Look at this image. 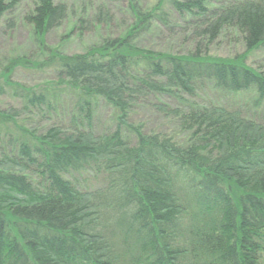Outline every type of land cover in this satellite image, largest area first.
<instances>
[{
    "label": "trees",
    "instance_id": "16d2710c",
    "mask_svg": "<svg viewBox=\"0 0 264 264\" xmlns=\"http://www.w3.org/2000/svg\"><path fill=\"white\" fill-rule=\"evenodd\" d=\"M168 3L185 17L188 54L137 49L140 31L171 19L162 5H136L122 36L0 68V96L17 102L0 106V264H264V64L200 50L232 34L245 52L264 48V0ZM17 4L0 0L8 29ZM68 13L34 0L24 18L44 46ZM111 18L100 5L78 21ZM27 64L54 69L55 80H13ZM102 102L115 109L113 130L94 124ZM138 104L175 118L187 142L133 123ZM85 171L92 185L66 177Z\"/></svg>",
    "mask_w": 264,
    "mask_h": 264
},
{
    "label": "rangeland",
    "instance_id": "374dc122",
    "mask_svg": "<svg viewBox=\"0 0 264 264\" xmlns=\"http://www.w3.org/2000/svg\"><path fill=\"white\" fill-rule=\"evenodd\" d=\"M33 1L18 0L17 7L10 15L15 21V26L12 29L0 24V68L5 67L17 57H24L28 61L34 62L42 60L48 52L81 53L99 45L106 37L122 36L133 23L132 6L136 5L145 11L158 4L162 5L171 19L167 26L153 23L151 28L140 31L134 37V45L137 49L175 55H185L194 51L190 31L183 28L185 17H179L168 0H54L55 2H64L69 8V13L59 27L47 33L44 46L36 39L31 23L24 18L25 14L31 10ZM100 5L112 15L110 22L95 23L90 21L91 24L86 29V22L80 24L78 19L91 18L96 7ZM204 45L203 42L200 46L201 52L206 51L211 57L233 61H240L245 57V63L254 68H257L259 64H264V48L245 52L240 37L233 34L221 36L213 43ZM55 78L54 69L36 68L32 64L18 66L12 73L13 80L28 86L43 85L54 81ZM212 91H214L213 88L207 87L202 99L210 97ZM251 95V92H244L233 97L228 96V98L229 102L239 104L241 101H246ZM201 96L203 95L201 94ZM189 102L193 103L195 100L191 99ZM9 103H17L11 98L9 92L0 96V106ZM95 115L94 124L97 130H113L115 109L112 106L102 102ZM130 118L133 123L141 124L145 131L168 134L181 142H187L189 138L188 132L179 127L175 118L156 112L150 106L136 105ZM66 177L86 185H92L96 180V176L87 171L66 175Z\"/></svg>",
    "mask_w": 264,
    "mask_h": 264
}]
</instances>
